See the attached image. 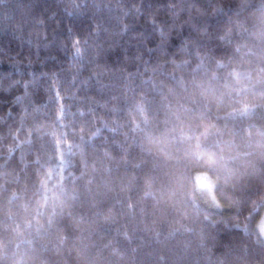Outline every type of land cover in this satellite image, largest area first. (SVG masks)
Here are the masks:
<instances>
[{"label": "trees", "instance_id": "obj_1", "mask_svg": "<svg viewBox=\"0 0 264 264\" xmlns=\"http://www.w3.org/2000/svg\"><path fill=\"white\" fill-rule=\"evenodd\" d=\"M261 7L262 0H0V264L26 253L48 264H74L66 252L56 255L66 247L64 235L67 246L89 250L94 264H214L185 246L165 202L182 196L171 195L166 167L141 150L124 117L137 94L157 117L169 101L184 97L187 81L212 70V58L201 62L198 52L240 59L237 43L264 50L250 36L252 13ZM73 21L81 25L79 55ZM170 37L183 39L175 51ZM64 48L77 68L64 67ZM113 50L114 64L102 62L101 53ZM42 124L78 134L53 145L46 129L29 135ZM248 126L256 122L243 116L232 122L237 134ZM43 167L55 168L78 193L74 218L49 230L37 221L22 223L29 215L22 206L34 200ZM226 250L248 264H264V247L244 237H234Z\"/></svg>", "mask_w": 264, "mask_h": 264}, {"label": "clouds", "instance_id": "obj_2", "mask_svg": "<svg viewBox=\"0 0 264 264\" xmlns=\"http://www.w3.org/2000/svg\"><path fill=\"white\" fill-rule=\"evenodd\" d=\"M252 16L250 36L264 44V0ZM69 23L65 21L66 25ZM71 24L76 29L74 47L79 49L81 25L74 21ZM88 24L95 31L90 21ZM226 30L233 31V26ZM160 34L167 35L162 30ZM217 40L222 43L223 36L219 35ZM182 43L181 37L169 39L174 46L172 51ZM234 50L242 53L240 59L214 55L211 51L198 52L201 62L212 58L211 72L187 81L185 96L169 101L161 116L157 117L145 97L137 94L129 99L124 117V127L138 139L141 150L166 167L171 195L179 192L182 196V201L169 198L165 202L176 214V223L185 234V246L193 253L214 258V264H248L244 256L227 252L226 245L234 237H244L252 245L264 247V120L260 119L264 112V50H256V45L249 43H237ZM61 56L65 68H77L71 62L70 49L64 48ZM100 58L113 65L117 56L113 50L101 53ZM85 71L91 72V68ZM21 95L18 92L13 101L19 102ZM20 115L23 120L26 112L21 111ZM238 116L256 122V126L246 127L241 134L233 132L232 122ZM42 128L47 130L53 145L57 138L61 143H71L78 134L55 124L30 127L28 133L40 132ZM201 178H206L207 183L202 185ZM77 200V190L65 185L55 168L49 171L43 167L37 173L34 200L22 206L29 213L22 223L29 226L37 221L49 230L60 220L74 218ZM197 206L201 211L194 214L192 208ZM15 230L20 232L21 222L16 223ZM61 240L66 247L57 256L66 252L74 264H94L89 250L67 246L66 235ZM12 264L48 261L26 253Z\"/></svg>", "mask_w": 264, "mask_h": 264}, {"label": "snow or ice", "instance_id": "obj_3", "mask_svg": "<svg viewBox=\"0 0 264 264\" xmlns=\"http://www.w3.org/2000/svg\"><path fill=\"white\" fill-rule=\"evenodd\" d=\"M77 52H79V49L77 48Z\"/></svg>", "mask_w": 264, "mask_h": 264}]
</instances>
